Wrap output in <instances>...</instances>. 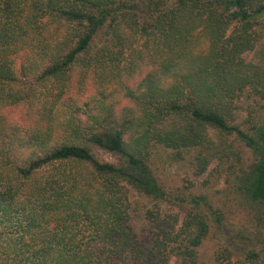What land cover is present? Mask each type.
I'll list each match as a JSON object with an SVG mask.
<instances>
[{
    "label": "trees",
    "instance_id": "1",
    "mask_svg": "<svg viewBox=\"0 0 264 264\" xmlns=\"http://www.w3.org/2000/svg\"><path fill=\"white\" fill-rule=\"evenodd\" d=\"M262 26L264 0H0V264H200V198L181 218L161 209L173 201L143 149L234 133L253 154L240 189L264 205V123H229L221 101L264 90V68L241 57ZM116 85L140 118H121ZM174 118L184 130L162 127ZM127 186L155 206L143 234ZM209 264H264V245L218 243Z\"/></svg>",
    "mask_w": 264,
    "mask_h": 264
},
{
    "label": "rangeland",
    "instance_id": "2",
    "mask_svg": "<svg viewBox=\"0 0 264 264\" xmlns=\"http://www.w3.org/2000/svg\"><path fill=\"white\" fill-rule=\"evenodd\" d=\"M260 33L254 47L242 53L241 57L246 63L264 68V26L260 28ZM196 48L204 51L200 45ZM261 88L257 85L256 90L248 84L243 90L235 92L232 98L221 97L225 104L224 116L229 123L237 124L245 131H252L255 125L264 123V90ZM115 97L120 99L121 105L128 106L121 117L127 123L128 119L142 115L141 102L136 100L132 104L120 93L117 85ZM141 122H145L144 117ZM187 124L183 118H174L165 121L162 127L184 130ZM136 127L135 130L130 129L133 136L141 132L140 127ZM204 130L201 144L171 147L150 138V144L144 147L143 153L148 157L158 183L173 201L163 202L161 209L178 213L181 218L185 211L196 206L193 198H200L198 205L210 220V231L200 244L198 254L200 264H209L218 243L237 241L249 247L259 241V245H264V205L259 207L252 203L240 189L243 167L253 159L250 148L234 133L229 134L209 125ZM93 154L101 161H119L118 154L102 148H94ZM127 188L130 224L137 233L143 234L144 225L148 223L146 209L155 206L143 194ZM218 217L220 220L216 221Z\"/></svg>",
    "mask_w": 264,
    "mask_h": 264
}]
</instances>
